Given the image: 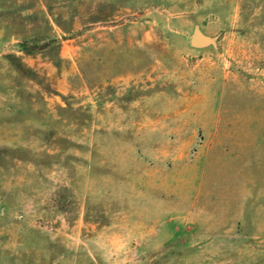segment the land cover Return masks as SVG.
Returning <instances> with one entry per match:
<instances>
[{
	"label": "rangeland",
	"instance_id": "1",
	"mask_svg": "<svg viewBox=\"0 0 264 264\" xmlns=\"http://www.w3.org/2000/svg\"><path fill=\"white\" fill-rule=\"evenodd\" d=\"M0 264H264V0H0Z\"/></svg>",
	"mask_w": 264,
	"mask_h": 264
},
{
	"label": "water",
	"instance_id": "2",
	"mask_svg": "<svg viewBox=\"0 0 264 264\" xmlns=\"http://www.w3.org/2000/svg\"><path fill=\"white\" fill-rule=\"evenodd\" d=\"M218 37L205 35L201 29L197 28L192 37V46L194 48H205L208 46H217Z\"/></svg>",
	"mask_w": 264,
	"mask_h": 264
},
{
	"label": "trees",
	"instance_id": "3",
	"mask_svg": "<svg viewBox=\"0 0 264 264\" xmlns=\"http://www.w3.org/2000/svg\"><path fill=\"white\" fill-rule=\"evenodd\" d=\"M50 45V43H45V44H30L28 42H23L20 47L22 49V51L24 53H27V54H31V53H34V52H38V51H42L46 48H48ZM14 61V60H13ZM14 64L22 71H26V68L24 67V65L22 64V62L18 61L15 62L14 61Z\"/></svg>",
	"mask_w": 264,
	"mask_h": 264
}]
</instances>
